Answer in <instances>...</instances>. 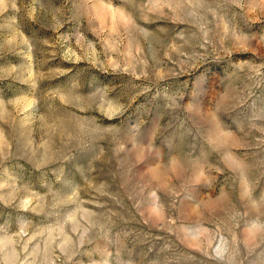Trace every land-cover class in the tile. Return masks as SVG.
<instances>
[{"label":"rangeland","instance_id":"obj_1","mask_svg":"<svg viewBox=\"0 0 264 264\" xmlns=\"http://www.w3.org/2000/svg\"><path fill=\"white\" fill-rule=\"evenodd\" d=\"M0 264H264V0H0Z\"/></svg>","mask_w":264,"mask_h":264}]
</instances>
